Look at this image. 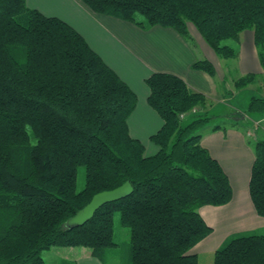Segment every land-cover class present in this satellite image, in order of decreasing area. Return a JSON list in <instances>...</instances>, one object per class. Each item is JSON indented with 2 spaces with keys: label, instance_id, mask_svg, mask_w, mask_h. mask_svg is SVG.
<instances>
[{
  "label": "trees",
  "instance_id": "obj_1",
  "mask_svg": "<svg viewBox=\"0 0 264 264\" xmlns=\"http://www.w3.org/2000/svg\"><path fill=\"white\" fill-rule=\"evenodd\" d=\"M81 2L142 29L170 28L190 42L194 29L221 59L237 55L234 43L223 41L236 43L251 31L264 69V0ZM192 68L214 75L205 59ZM256 77L235 78L233 88L241 92ZM144 83L146 102L162 120L149 138L157 147L152 155L128 132L134 92L83 37L25 0H0V264H75L46 263L41 253L53 247H84L102 262V253L116 246L115 212L129 231V264H199L191 249L212 228L198 209L231 199L227 176L200 144L201 129L220 114L206 111L205 95L176 75L155 72ZM242 93L244 109L230 119L264 118V90L255 88L248 99ZM250 144L248 195L264 218V137ZM80 166L84 184L77 191ZM125 182L128 196L104 204L81 226L65 227L93 195ZM211 264H264V233L229 238Z\"/></svg>",
  "mask_w": 264,
  "mask_h": 264
},
{
  "label": "crops",
  "instance_id": "obj_2",
  "mask_svg": "<svg viewBox=\"0 0 264 264\" xmlns=\"http://www.w3.org/2000/svg\"><path fill=\"white\" fill-rule=\"evenodd\" d=\"M25 3L28 8L45 16L57 17L75 29L134 92L136 104L127 118V128L129 135L143 145L145 155L157 151L149 138L162 125L160 117L146 102L148 88L144 80L150 74L164 72L180 77L191 91L205 95V110L208 112L223 106L220 124L209 123L201 129L200 144L217 160L227 176L231 199L222 206L198 209L199 215L212 228L211 233L191 249L198 263L212 261L213 252L235 235L264 233V218L256 214L248 195L254 158L250 142L264 137V118L257 121L247 117L238 121L230 119L232 111L244 109L246 100H243L242 92L248 99L255 90L250 91L248 85L245 90L237 92L232 84L236 73L238 77L247 74L264 77L251 31L239 34L234 43L235 58L221 59L193 29L190 42L170 28L152 26L142 29L117 18L93 13L81 0H25ZM201 59L213 65L214 75L192 68V64ZM256 89L264 90L262 84ZM227 91L229 94L226 95ZM214 126L218 128L212 130ZM55 250L59 252L60 260H71L75 264H103L92 257L87 248L64 247L65 253ZM55 252L47 253L46 258L55 261Z\"/></svg>",
  "mask_w": 264,
  "mask_h": 264
},
{
  "label": "rangeland",
  "instance_id": "obj_3",
  "mask_svg": "<svg viewBox=\"0 0 264 264\" xmlns=\"http://www.w3.org/2000/svg\"><path fill=\"white\" fill-rule=\"evenodd\" d=\"M194 30V29H193ZM190 35L193 37L191 30H190ZM235 43L232 40H225L223 41V44H229L233 45ZM264 70V69H263ZM234 76V75H233ZM239 75L236 73L234 78H237ZM261 76H258L255 78V80L248 86L250 87V91L255 89L256 87H259L261 84ZM254 91V90H253ZM255 94L258 95V92H255ZM223 106H219L216 111L217 114H222L224 111ZM221 120L220 117H214L210 121V125H215V124H220ZM84 184V168L83 167H78L77 168V173H76V190L82 189ZM113 242L116 244V246L110 248L109 250H105L102 255L101 259L103 264H129L130 263V246H129V231L128 228L125 226H122L119 221V214L114 213L113 214V236H112ZM64 247H55V248H50L48 251L50 252H42L41 256L45 260L46 263H50V261L46 258L47 253H52L55 252V249H60L61 253H65L63 250ZM76 248H84V247H76ZM59 251V250H58ZM56 255V262H59V252H55ZM60 256H62L60 254ZM204 261H200L199 264H205ZM212 261L208 262L207 264H211Z\"/></svg>",
  "mask_w": 264,
  "mask_h": 264
},
{
  "label": "water",
  "instance_id": "obj_4",
  "mask_svg": "<svg viewBox=\"0 0 264 264\" xmlns=\"http://www.w3.org/2000/svg\"><path fill=\"white\" fill-rule=\"evenodd\" d=\"M132 192L129 183L125 182L122 185L108 191L96 193L91 197L89 202L73 216L66 219L64 225L70 229L81 226L87 222L95 213L97 209L106 203L114 202L128 196Z\"/></svg>",
  "mask_w": 264,
  "mask_h": 264
}]
</instances>
